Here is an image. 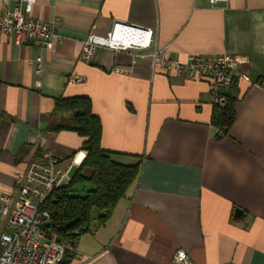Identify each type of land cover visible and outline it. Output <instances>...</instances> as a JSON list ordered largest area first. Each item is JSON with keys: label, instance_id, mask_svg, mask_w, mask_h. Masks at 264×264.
<instances>
[{"label": "crops", "instance_id": "1", "mask_svg": "<svg viewBox=\"0 0 264 264\" xmlns=\"http://www.w3.org/2000/svg\"><path fill=\"white\" fill-rule=\"evenodd\" d=\"M34 16L58 20L63 39L48 50L17 45L0 30V191L15 189L43 137L72 175L82 166L84 137L50 130L72 120L56 108L59 98L89 97L102 147L125 164L142 159L112 216L80 236L77 253L61 264H174L178 249L191 264H264V0H37ZM115 22L156 29L172 58H240L251 81H237L229 133L217 136L206 80L153 71L150 58L133 63L128 51L109 47L87 63L89 35L107 34ZM97 40L136 42L134 35Z\"/></svg>", "mask_w": 264, "mask_h": 264}, {"label": "built area", "instance_id": "2", "mask_svg": "<svg viewBox=\"0 0 264 264\" xmlns=\"http://www.w3.org/2000/svg\"><path fill=\"white\" fill-rule=\"evenodd\" d=\"M227 0H209L212 5ZM37 0H4V13L0 15V30L7 33L17 45L38 44L44 49H54L62 42L58 20L44 21L34 16ZM134 35L136 42L107 44L98 37L117 39ZM98 47L128 51L133 57H148L153 71L163 68L180 78L184 75L193 80L208 82L207 101L212 106H225L226 92L236 79L251 81L241 69L240 58L230 54L210 56L191 55L185 60L167 55L165 47L157 40V30L142 26L128 31L115 22L107 34L92 32L82 52V57L91 63ZM42 58L36 59L39 72ZM124 71V68H116ZM220 136L224 135L219 130ZM39 158L31 161L17 174L12 192L0 191V264H60L67 252L77 253L80 237L73 240H58L53 229L52 217L45 202L52 193L72 180L71 168L62 167L55 152L48 146L45 137L38 144ZM174 264H191L189 254L178 249L173 256Z\"/></svg>", "mask_w": 264, "mask_h": 264}, {"label": "trees", "instance_id": "3", "mask_svg": "<svg viewBox=\"0 0 264 264\" xmlns=\"http://www.w3.org/2000/svg\"><path fill=\"white\" fill-rule=\"evenodd\" d=\"M237 81L225 94L226 105L213 106L212 124L224 135L229 133L236 119V104L241 98ZM55 102L57 109L71 112L72 120L70 124L50 126V130L75 131L84 137L82 149L87 151L82 166L72 175L70 184L55 190L45 202L58 240H73L104 224L112 216L117 203L138 179L142 159L134 164H125L115 158L114 152L102 147V121L93 112L89 97L59 98ZM84 168L91 170L89 177L82 173ZM76 217L79 221L71 228L64 229V224ZM71 254L67 252L61 263Z\"/></svg>", "mask_w": 264, "mask_h": 264}, {"label": "water", "instance_id": "4", "mask_svg": "<svg viewBox=\"0 0 264 264\" xmlns=\"http://www.w3.org/2000/svg\"><path fill=\"white\" fill-rule=\"evenodd\" d=\"M121 23V22H119ZM124 25V28L127 29L128 31H134L136 29V27L138 26H135V25H131V24H125V23H121ZM237 216H239L240 214H242V211L241 210H237L236 212ZM79 221V218L76 217L72 220H69L67 221L65 224H64V229H69L71 228L72 226H74L77 222Z\"/></svg>", "mask_w": 264, "mask_h": 264}]
</instances>
